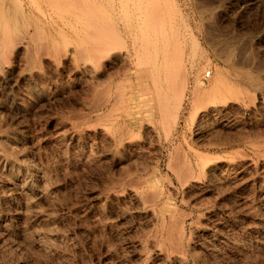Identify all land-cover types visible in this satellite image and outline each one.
Wrapping results in <instances>:
<instances>
[{
	"label": "rangeland",
	"instance_id": "374dc122",
	"mask_svg": "<svg viewBox=\"0 0 264 264\" xmlns=\"http://www.w3.org/2000/svg\"><path fill=\"white\" fill-rule=\"evenodd\" d=\"M0 264H264V0H0Z\"/></svg>",
	"mask_w": 264,
	"mask_h": 264
},
{
	"label": "bare ground",
	"instance_id": "6f19581e",
	"mask_svg": "<svg viewBox=\"0 0 264 264\" xmlns=\"http://www.w3.org/2000/svg\"><path fill=\"white\" fill-rule=\"evenodd\" d=\"M227 54H226V58L228 59L229 58V56H230V52H229V47H227ZM135 197L137 198V202L138 203H140L141 202V195L137 192V193H135Z\"/></svg>",
	"mask_w": 264,
	"mask_h": 264
},
{
	"label": "built area",
	"instance_id": "2783aa9c",
	"mask_svg": "<svg viewBox=\"0 0 264 264\" xmlns=\"http://www.w3.org/2000/svg\"><path fill=\"white\" fill-rule=\"evenodd\" d=\"M209 78H210V72H207V73L204 75L203 79H204V80H208Z\"/></svg>",
	"mask_w": 264,
	"mask_h": 264
}]
</instances>
